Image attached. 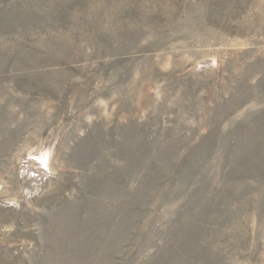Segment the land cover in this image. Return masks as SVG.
Wrapping results in <instances>:
<instances>
[{
	"label": "rangeland",
	"instance_id": "rangeland-1",
	"mask_svg": "<svg viewBox=\"0 0 264 264\" xmlns=\"http://www.w3.org/2000/svg\"><path fill=\"white\" fill-rule=\"evenodd\" d=\"M0 264H264V0H0Z\"/></svg>",
	"mask_w": 264,
	"mask_h": 264
}]
</instances>
